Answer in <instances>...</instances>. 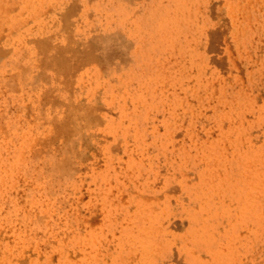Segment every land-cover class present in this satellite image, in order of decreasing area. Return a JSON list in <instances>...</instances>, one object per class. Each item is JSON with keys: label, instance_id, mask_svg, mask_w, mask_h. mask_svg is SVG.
Segmentation results:
<instances>
[{"label": "rangeland", "instance_id": "rangeland-1", "mask_svg": "<svg viewBox=\"0 0 264 264\" xmlns=\"http://www.w3.org/2000/svg\"><path fill=\"white\" fill-rule=\"evenodd\" d=\"M0 33V264H264V0H0Z\"/></svg>", "mask_w": 264, "mask_h": 264}, {"label": "bare ground", "instance_id": "bare-ground-1", "mask_svg": "<svg viewBox=\"0 0 264 264\" xmlns=\"http://www.w3.org/2000/svg\"><path fill=\"white\" fill-rule=\"evenodd\" d=\"M70 6H71V5H70ZM72 7H74V4H73V6H71L70 11H71V9H73ZM37 8H38V7H37ZM10 11H11V10H10ZM27 14H28V13H27ZM41 15H42V13H41ZM36 18H37V17H36ZM28 19H30V18H28ZM64 19H65V18H64ZM28 21H29V20H28ZM26 23H27V22H26ZM24 25H25V24H24ZM42 27H43V26H42ZM41 30H42V29H41ZM42 31H43V30H42ZM0 34H1V33H0ZM50 37H51V36H50ZM96 39H97V38H96ZM73 40H74V39H73ZM73 40H72V41H73ZM69 41H71V39H70ZM65 43H66V42H65ZM46 44H47V43H46ZM68 44H69V43H68ZM70 44H71V43H70ZM115 44H116V43H115ZM37 45H38V44H37ZM43 45H45V44H43ZM43 45H42V46H43ZM91 45H92V44H91ZM38 46L40 47L41 45H38ZM62 46H63V45H62ZM108 46H110V45H108ZM100 47H101V46H100ZM44 48H48V47L46 46V47H44ZM44 48H41V49H44ZM50 48H51V47H50ZM71 48H72V47H71ZM111 48H112V47H111ZM94 49H95V48H94ZM64 50H65V49H64ZM88 50H89V49H88ZM115 50H116V49H115ZM119 50H120V49H119ZM44 51H45V50H44ZM60 52H61V51H60ZM62 52H63V51H62ZM65 52H66V50H65ZM105 52H106V51H105ZM107 52H108V51H107ZM107 52H106V53H107ZM121 52H122V51H121ZM56 53H57V52H56ZM80 53L83 54L82 52H80ZM80 53H79V54H80ZM86 53H87V52H86ZM89 53H91V52H89ZM108 53H109V52H108ZM63 54H64V52H63ZM63 54H62V55H63ZM66 54H67V52H66ZM113 54H114V53H113ZM54 55H55V54H53V58H54V60L56 61V63H58V62H57L58 59H57L56 56H60L61 54H60V55H56V56H55L56 58L54 57ZM72 55H73V53H72ZM74 55H75V53H74ZM65 56H66V55H65ZM65 56H62V57H65ZM86 56H87V57H92V56H94V55H92V56H91V55H86ZM86 56H84V57H85L86 59H88ZM104 56H106V54H105ZM107 56H108V55H107ZM72 57H73V56H72ZM79 57H81V56H79ZM84 57L82 56V58H84ZM96 57H97V56H96ZM99 57H100V56H99ZM118 57H119V56H118ZM42 58H43V57H42ZM49 58H50V57H49ZM74 58H75V57H74ZM82 58H81V60H83ZM85 58H84V59H85ZM105 58H107V57H105ZM39 59H40V58H39ZM50 59H51V60H50V61H47V63H48V62H49V63H50V62L52 63V57H51ZM56 59H57V60H56ZM60 59H61V58H60ZM60 59H59V60H60ZM65 59L67 60L66 57H65ZM65 59H64V60H65ZM68 59H69V58H68ZM70 59H71V58H70ZM70 59H69L68 61H70V63L72 64V61H71ZM77 59H79V58H77ZM77 59H76V60H77ZM92 59H93V58H92ZM92 59H91V60H92ZM41 60H42V59H41ZM54 60H53V61H54ZM81 60H80V62H81ZM91 60H90V61H91ZM120 60H121V59H120ZM68 61H63V63H64V62L67 63ZM73 61H74V60H73ZM77 61H79V60H77ZM77 61H74V62H76V64H80V63H78ZM85 61H86V60H85ZM85 61H83V62L85 63ZM92 61H93V60H92ZM92 61H91V62H92ZM97 61H98V60H97ZM60 62H61V61H60ZM83 62H81V65H82ZM86 62H89V61H86ZM91 62H90V63H91ZM94 62H95V61H94ZM102 62H103V61H102ZM61 63H62V62H61ZM66 63H65V65H66ZM111 63H112V62H111ZM111 63H110V64H111ZM58 64H59V63H58ZM58 64H57V65H58ZM68 64H69V62H68ZM88 64H89V63H88ZM44 65H45V64H44ZM61 65H62V64H61ZM83 65H84V64H83ZM86 65H87V63H86ZM66 66H67V65H66ZM70 66H71V65H70ZM72 66H73V65H72ZM74 66H75V65H74ZM104 66H105V65H104ZM49 67H50V65H49ZM55 67H56V66H55ZM59 67H60V64H59ZM67 67H68V66H67ZM76 67H77V66H76ZM99 67H100V66H99ZM47 68H48V67H47ZM56 68H57V67H56ZM60 68H62V67H60ZM60 68H58L59 71H61ZM64 68H65V67H64ZM64 68L62 69L63 71H65ZM70 68H71V67H70ZM70 68H68V70H69ZM74 68H75V67H74ZM74 68H71V71H72V69H74ZM80 68H83V67L81 66ZM102 69H103V68H102ZM74 70H75V69H74ZM66 71H67V70H66ZM66 71H65V72H66ZM68 73H70V72H68ZM68 73H67V74H68ZM231 73H232V72H231ZM63 74H64V73H63ZM63 74H62V75H63ZM73 74H74V72H73ZM69 75H70V74H69ZM75 75H76V74H75ZM69 77H70V76H69ZM72 77H73V76H72ZM238 77H239V76H238ZM65 78H68V77H65ZM73 79H74V78H73ZM208 79H209V78H208ZM73 81H74V80H73ZM66 82H67V81H66ZM71 90H72V89H71ZM51 94H52V93H51ZM48 96H49V94H48ZM53 96L55 97V95H53ZM54 97H53V98H54ZM201 97H202V96H201ZM187 99H188V98H187ZM209 99H210V98H209ZM80 100H81V99H80ZM76 103H77V102H76ZM91 104H92V103H91ZM75 105H76V104H75ZM88 105H89V104H88ZM93 105H94V104H93ZM93 105H92V106H93ZM72 106H73V105H72ZM94 106H95V105H94ZM77 107H78V106H77ZM96 107H98V106H96ZM218 107H219V106H218ZM82 108H83V107H82ZM98 108H100V107H98ZM120 108H121V106H120ZM73 109H74V108H72V111H73ZM91 109H92V108L90 107V110H91ZM94 109H95V108H94ZM94 109H93V110H94ZM102 109H103V108H102ZM105 109H106V108H105ZM78 110H79V108H78ZM88 110H89V109H88ZM99 110H100V109H99ZM75 111H76V110H75ZM75 111H74V113H75ZM69 112H70V115H71V111H68V113H69ZM94 112H95V110H94ZM107 112H109V111H107ZM77 113H78V112H77ZM84 113H85V112H84ZM86 113H87V112H86ZM100 113H101V112H100ZM109 113H110V112H109ZM116 113H117V112H116ZM116 113H115V114H116ZM66 114H67V113H66ZM96 114H97V113H96ZM205 114H206V113H205ZM68 115H69V114H68ZM73 115H74V114H73ZM75 115H77V114L75 113ZM64 117H65V116H64ZM66 117H67V116H66ZM84 117H85V115H84ZM93 117H94V116H93ZM93 117H90V120L93 121V119H94ZM95 117H97V115H96ZM70 118L73 119L72 116H71ZM77 118H78V117H77ZM77 118H75V119H77ZM86 118H87V116H86ZM91 118H92V119H91ZM78 119H79V118H78ZM82 119H83V118H82ZM87 119H88V118H87ZM55 120H56V119H55ZM63 120H64V119H62L61 121H63ZM65 120H66V119H65ZM65 120H64V123L67 122V121L65 122ZM68 121H69V120H68ZM86 121H87V120H86ZM86 121H85V122H86ZM98 121H99V120H98ZM102 121H103V120H102ZM102 121H100V122H102ZM53 122H54V121H53ZM75 122H77V121H75ZM87 122H88V121H87ZM87 122H86V123H87ZM195 122H196V121H195ZM59 123H60V121H59ZM61 123H62V122H61ZM64 123H63L62 125H64ZM55 124H56V123H55ZM68 124H70V123H68ZM68 124H67L66 126H68ZM83 124H84V123H83ZM94 124H95V123H94ZM196 124H197V123H196ZM229 124H230V123H229ZM59 125H60V124H59ZM84 125H85V124H84ZM55 126H56V125H55ZM57 126H58V124H57ZM64 126H65V125H64ZM64 126H62V127H64ZM58 127H60V126H58ZM52 128H53V127H52ZM55 128H57V127H55ZM60 128H61V127H60ZM60 128H59V129H60ZM65 128H66V127H64V129H65ZM69 128H70V127H69ZM75 128H76V127H75ZM82 128H83V127H82ZM224 128H225V127H224ZM59 129H58V130H59ZM61 129H62V128H61ZM67 129H68V128H67ZM77 129H78V127H77ZM56 130H57V129H56ZM56 130H54V131H55V134H56V132L58 131V130H57V131H56ZM73 130H74V129H73ZM215 131H216V130H215ZM61 132H62V131H61ZM61 132H60V133H61ZM64 132H65V131H64ZM70 132H71V131H70ZM65 133H66V132H65ZM73 133H74V132H73ZM245 133H246V132H245ZM74 134H75V133H74ZM64 135H65V134H64ZM51 136H52V135H51ZM57 136H58V135H57ZM59 136H60V134H59ZM126 136H127V135H126ZM49 137H50V136H49ZM63 137H64V136H63ZM69 138H70V137H69ZM63 140H64V139H63ZM66 140H68V139H66ZM37 141H38V140H37ZM37 141H36V142H37ZM120 141H121V140H120ZM39 142H40V141H39ZM39 144H41V142H40ZM74 145H75V144H74ZM43 150H44V149H43ZM58 151H59V150H58ZM75 151H76V150H75ZM44 152H45V151H44ZM34 153H35V151H34ZM77 153H78V152H77ZM36 155H37V154H36ZM38 155H40V154H38ZM217 170H218V169H217ZM20 173H21V172H20ZM243 187H244V186L242 185V186H241V190H240V191H239V189L237 190L239 194H244V193H245V192H243V190H244ZM118 188H119V186H118ZM218 189H219V188H218ZM111 192H112V191H111ZM218 193H219V192H218ZM82 194H83V192H82ZM120 196H122V195H120ZM145 197H146V196H145ZM113 202H114V201H113ZM77 203H78V202H77ZM26 204H27V203H26ZM27 205H28V204H27ZM77 206H78V205H77ZM26 207H27V206H26ZM94 210H95V209H94ZM103 212H104V211H103ZM73 213H74V212H73ZM87 214H89V213H87ZM35 215H36V213H35ZM44 215H45V214H44ZM62 215H63V214H62ZM11 220H12V219H11ZM89 220H90V219H89ZM225 226H226V225H225ZM1 231H2V230H1ZM63 231H64V230H63ZM0 234H1V233H0ZM64 239H65V238H64ZM0 240H1V239H0ZM51 241H52V240H51ZM54 242H55V241H54ZM18 243H19V242H18ZM30 247H31V246H30ZM81 247H82V246H81ZM258 247H259V246H258ZM37 248H38V247H37ZM70 252H71V251H70ZM24 254H25V253H24ZM68 254H69V253H68ZM34 255H35V254H34ZM19 256H20V255H19ZM251 256H252V255H251ZM27 257H28V256H27ZM32 257H33V256H32ZM133 259H134V258H133ZM51 260H52V259H51ZM18 261H19V260H18ZM25 261H26V260H25ZM25 261H24V263H25ZM78 262H79V261H78ZM220 262L222 263L223 260L220 259ZM21 263H22V262H21Z\"/></svg>", "mask_w": 264, "mask_h": 264}]
</instances>
